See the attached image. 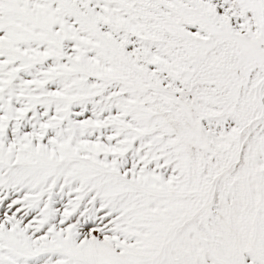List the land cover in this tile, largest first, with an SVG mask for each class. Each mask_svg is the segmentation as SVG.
Returning <instances> with one entry per match:
<instances>
[{
  "label": "snow or ice",
  "instance_id": "6c2138e0",
  "mask_svg": "<svg viewBox=\"0 0 264 264\" xmlns=\"http://www.w3.org/2000/svg\"><path fill=\"white\" fill-rule=\"evenodd\" d=\"M0 264H264V0H0Z\"/></svg>",
  "mask_w": 264,
  "mask_h": 264
}]
</instances>
